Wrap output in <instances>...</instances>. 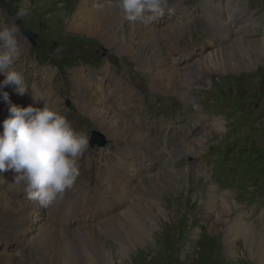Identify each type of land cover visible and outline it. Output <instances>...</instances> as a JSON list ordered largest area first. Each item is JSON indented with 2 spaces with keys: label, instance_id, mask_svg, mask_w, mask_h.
<instances>
[{
  "label": "bare ground",
  "instance_id": "1",
  "mask_svg": "<svg viewBox=\"0 0 264 264\" xmlns=\"http://www.w3.org/2000/svg\"><path fill=\"white\" fill-rule=\"evenodd\" d=\"M33 1L41 3L43 12L50 7L45 4L49 0ZM235 2L237 0H227L225 7H222L218 0H200L197 6L202 9L204 17L200 16L203 20L199 21L180 12L179 24L154 28L149 24L145 26L127 20L117 7V0H77L64 25L68 32L95 38L105 50L129 59L139 77L147 82V91L150 93L168 99L176 97L183 106H190L194 104V96L189 93L198 89L208 74L248 72L256 64L255 60L264 58V38L256 39L252 30H246L244 26L236 29L233 24L226 22L227 9L231 8L234 13L238 10L236 5H232ZM175 6L179 9L183 5ZM238 15L242 16V13ZM199 22L203 24L208 34V44L212 47L199 59L190 58V52L182 53L183 58L178 57L177 48L182 43L178 39L192 34L194 30L200 32L197 25ZM254 24L249 23L253 29L256 28ZM175 60H184L183 67L173 64ZM72 72L73 104L79 113L88 118L91 125L106 139L117 145L122 142L133 143L118 150L120 153L114 155L115 164L109 160L102 163L108 177H101L102 183L97 187L105 190L103 193L108 198L97 193L90 197L87 188L75 187L76 192L83 190L81 195L88 197L92 203L80 206L79 210L70 215L68 213L74 210L73 203L64 204L54 200L47 209L35 200L18 197V192L25 187L23 182L9 184L14 177L9 179L8 174L1 172L0 238L4 244L9 245V249L0 253V264H112L113 253L123 261L131 259L130 250L139 247L140 251L155 250L161 220H165L163 224L175 221L182 203L188 202L190 190L194 189L186 175L183 177L178 174L180 172L160 173L158 170H174L177 163L173 161V155L175 159L184 154L199 156L206 150L205 141L214 139L222 131V123L214 118L215 123L203 126L198 138L190 140L189 132H185L184 140L188 137L185 142L174 146L167 144L166 140H162V134L154 132L151 126H147L146 131L135 126L143 121L136 111L142 100L134 81L132 85L128 82L124 84L122 76L116 78V74L109 72L108 67H104L108 76L106 79L85 73L83 68H76ZM119 88L123 96L118 94ZM4 91L11 95L13 104L18 103L22 107L32 104L30 95L21 96L15 91L11 93L10 87H5ZM43 91L33 85L30 94L42 98L49 107L56 110L59 96H54L50 90ZM33 106L43 107V102ZM125 113L130 115V119ZM7 116V110L0 103V125ZM200 119L197 117V122ZM125 149L131 150L132 154ZM134 152L137 154L133 155ZM135 156L149 157V160H145L150 162L149 166L156 160V165L150 167V171L157 172L145 175L143 171H138ZM197 174L200 175L198 180H204L206 185L196 187L204 188L205 191H198L194 197L199 208L194 210L191 222L199 219L206 221L212 217L210 229L215 233L221 232L225 237L227 255L234 253V241L239 238L244 240L248 252L264 243V235L257 232L249 222L245 223L241 209L232 203L230 197L223 199V193H218L213 183H208L207 174L201 168ZM185 209V213L190 211L188 207ZM50 210L52 213L60 212L51 219L56 224L54 226L49 225L50 219L44 216ZM85 215H89L90 219H83ZM69 216L78 221L77 226L67 224ZM9 236H15L14 244L6 243ZM108 239L114 240L113 246L105 243Z\"/></svg>",
  "mask_w": 264,
  "mask_h": 264
},
{
  "label": "rangeland",
  "instance_id": "2",
  "mask_svg": "<svg viewBox=\"0 0 264 264\" xmlns=\"http://www.w3.org/2000/svg\"><path fill=\"white\" fill-rule=\"evenodd\" d=\"M198 1L167 0V7L163 14L151 21L149 25L159 28L179 24L180 12L189 14L199 21L203 20L204 14L197 6ZM218 2L222 7L227 4V0H218ZM45 4L50 7L43 12L40 8L41 3L33 0L29 2L0 0V25H11L15 21L16 25H21L25 31L36 37L32 45L21 32L17 36L19 58L16 60V69L23 73L26 86L29 89L33 85L39 86L42 91L50 90L54 96L58 95L56 110L58 109L57 111L67 117L77 132L88 133L90 140L93 133L103 138L100 140L101 146L97 144L91 146L89 140V149L77 161L78 175L74 183L58 195L60 202L74 204V210L68 214H73L82 205L92 203L88 197L81 195L83 190L76 192L75 187L87 188L90 197L97 193L101 197L108 198L103 193L105 190L97 187L102 183L100 182L101 177H108L102 163L109 160L115 164L114 155L120 153L118 150L133 143L122 142L117 145L106 139L98 133L100 131L96 130L95 126L91 125L88 118L79 113L73 104L74 76L72 71L76 68H83L85 73L96 74V77L106 79L108 76L104 72V67H108L109 72L116 74L114 75L116 78L122 76L124 84L128 82L132 85L133 81L136 83V91L139 92L142 100L141 105H138L136 109L138 113H136L143 121V125L139 124L140 121L135 126L142 131H146L147 126H151L154 132L162 134L161 138L164 142L167 141V144L171 143L174 146L182 141L185 142L188 137L190 140L198 138L202 134L203 126L215 123L213 118H217L222 123L220 124L222 131L214 139L205 141L206 150L202 154L196 157L184 154L178 159H175L173 155L172 159L177 163L173 167L174 170H158L160 173L180 172L178 174L183 177L186 175L190 186L194 189L190 190L188 202L182 203L179 215L175 216V221L163 224L165 220H161L157 230V248L140 251L139 247L134 251L130 250L131 259L123 261L113 253L112 264H263L264 243L248 252L247 246L243 243L244 240L239 238L234 241V253L227 255L225 237L221 232L215 233L210 229L212 217L206 221L199 219L196 222H191V218L194 210L199 208L198 202L195 203V195L198 191H205L204 188H199L200 190L196 188L200 184L202 186L205 184L204 180H198L200 175L197 174V170L201 168L207 174L208 183H213L217 192L223 193V199L230 197L232 203L241 209L245 223L249 222L257 232L264 235V58L262 57L259 61L253 59L256 64L248 72L208 74L205 82L199 86V90L196 89L189 93L194 96V104L183 106L176 97L168 99L166 96L147 91V82L139 77L138 71L129 59L105 50L95 38L68 32L64 22L70 18L77 0H49ZM175 5L183 6L177 9ZM232 5H236L238 10L234 13L231 8H228L225 12V18L228 20L226 22L233 24L236 29L244 26L246 30H252L251 32H255L254 38L256 39L264 38V0H237ZM21 7L28 8L29 14L18 19L17 12ZM239 12L242 16L238 15ZM250 22L255 23V29L249 25ZM197 25H199L200 32L194 30L192 34L178 39V42H182L177 48L178 57L183 58L182 53L190 52V58L199 59L212 47L208 44V34L203 24L199 22ZM245 25L248 26L245 27ZM35 49L39 50L35 52ZM173 64H178V67L182 68L184 60H175ZM3 78L0 76V80ZM10 90L11 93L14 92L13 87H10ZM118 94L124 95L121 88ZM24 95L29 96L30 94L26 91ZM9 99L12 100L11 95ZM0 103L7 110L8 105L2 100ZM18 106L22 107V105ZM211 109L215 114L211 113ZM201 111L209 115L211 119L203 116ZM125 116L130 119L128 113H125ZM197 117L201 118L200 122H197ZM185 132H189V136L184 140ZM163 135L168 139H165ZM125 150L132 154L131 150ZM176 150L178 154V149ZM136 154L133 153V155ZM135 158L138 166L142 167L144 163L142 171L145 175L157 172L150 171L153 165L149 166L150 162L145 161L149 160V157L135 156ZM140 167L138 171H141ZM3 173L8 174L9 179L16 175L13 170H6ZM25 194L23 189L18 192L17 196L29 199ZM118 196L120 197V194ZM184 207H188L190 211L185 213L187 211ZM59 213H52L50 210L43 214L50 219L49 225L54 226L56 224H53L51 219ZM85 216L83 219H90L89 215ZM71 218L74 217H67V224L71 227L77 226L78 221ZM14 237L9 236L8 239L12 240L7 239L6 243L14 244L16 240ZM105 243L111 247L114 240L108 239ZM8 249L9 245L4 244L0 238V253Z\"/></svg>",
  "mask_w": 264,
  "mask_h": 264
},
{
  "label": "clouds",
  "instance_id": "3",
  "mask_svg": "<svg viewBox=\"0 0 264 264\" xmlns=\"http://www.w3.org/2000/svg\"><path fill=\"white\" fill-rule=\"evenodd\" d=\"M117 7L130 22L146 26L163 14L167 0H117ZM28 14L29 9L21 7L17 18ZM19 33L15 21L0 25V76L4 77L0 100L8 105V116L0 125V172L13 170L16 175L9 184L23 182L27 196L47 206L74 183L77 161L89 149L90 135L77 132L65 115L30 94L23 73L16 69ZM5 87H13L21 96L27 91L32 104L11 103ZM39 102L43 107L33 106Z\"/></svg>",
  "mask_w": 264,
  "mask_h": 264
},
{
  "label": "water",
  "instance_id": "4",
  "mask_svg": "<svg viewBox=\"0 0 264 264\" xmlns=\"http://www.w3.org/2000/svg\"><path fill=\"white\" fill-rule=\"evenodd\" d=\"M17 26L20 28V32L30 40L32 45H34L36 37L31 33L25 31L21 25ZM100 140H103V138L101 136L98 137L95 133H93L90 140V145L92 146L93 144H97L98 146H101L102 142Z\"/></svg>",
  "mask_w": 264,
  "mask_h": 264
},
{
  "label": "trees",
  "instance_id": "5",
  "mask_svg": "<svg viewBox=\"0 0 264 264\" xmlns=\"http://www.w3.org/2000/svg\"><path fill=\"white\" fill-rule=\"evenodd\" d=\"M39 49H35V52H37Z\"/></svg>",
  "mask_w": 264,
  "mask_h": 264
}]
</instances>
